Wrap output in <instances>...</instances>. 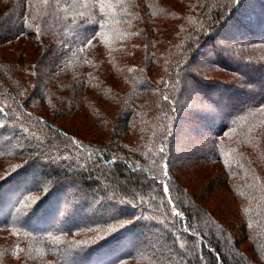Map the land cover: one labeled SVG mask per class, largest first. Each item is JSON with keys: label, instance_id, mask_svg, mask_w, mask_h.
I'll return each instance as SVG.
<instances>
[{"label": "trees", "instance_id": "trees-1", "mask_svg": "<svg viewBox=\"0 0 264 264\" xmlns=\"http://www.w3.org/2000/svg\"><path fill=\"white\" fill-rule=\"evenodd\" d=\"M0 109V264H264V0H0Z\"/></svg>", "mask_w": 264, "mask_h": 264}, {"label": "rangeland", "instance_id": "rangeland-1", "mask_svg": "<svg viewBox=\"0 0 264 264\" xmlns=\"http://www.w3.org/2000/svg\"><path fill=\"white\" fill-rule=\"evenodd\" d=\"M209 59V58H208ZM197 63H200V62H197ZM235 65V63H232V65ZM244 73H247L248 74V71L246 70V69H243L242 70ZM245 89V91L247 92V93H251V95L254 97L255 95H256V93H255V91H252V90H249L248 88H244ZM188 92H189V94H194L195 93V89H194V87H188ZM254 92V93H253ZM0 111H1V109H0ZM182 130H183V128H181ZM186 131H187V128L186 129H184L183 130V133H186ZM138 243V242H137Z\"/></svg>", "mask_w": 264, "mask_h": 264}, {"label": "snow or ice", "instance_id": "snow-or-ice-1", "mask_svg": "<svg viewBox=\"0 0 264 264\" xmlns=\"http://www.w3.org/2000/svg\"><path fill=\"white\" fill-rule=\"evenodd\" d=\"M45 190H47V189H45ZM124 223H129V221H124Z\"/></svg>", "mask_w": 264, "mask_h": 264}]
</instances>
